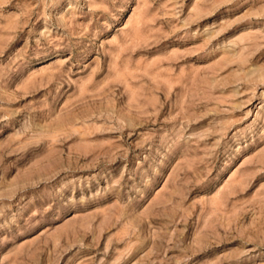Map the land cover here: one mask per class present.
<instances>
[{"label": "rangeland", "instance_id": "1", "mask_svg": "<svg viewBox=\"0 0 264 264\" xmlns=\"http://www.w3.org/2000/svg\"><path fill=\"white\" fill-rule=\"evenodd\" d=\"M0 264H264V0H0Z\"/></svg>", "mask_w": 264, "mask_h": 264}]
</instances>
